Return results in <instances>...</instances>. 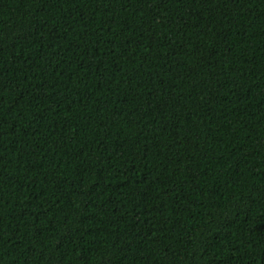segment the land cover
<instances>
[{"label": "trees", "instance_id": "16d2710c", "mask_svg": "<svg viewBox=\"0 0 264 264\" xmlns=\"http://www.w3.org/2000/svg\"><path fill=\"white\" fill-rule=\"evenodd\" d=\"M0 264H264V0H0Z\"/></svg>", "mask_w": 264, "mask_h": 264}]
</instances>
